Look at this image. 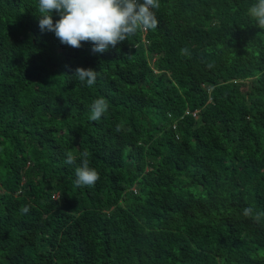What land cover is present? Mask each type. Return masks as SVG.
Listing matches in <instances>:
<instances>
[{"label": "trees", "instance_id": "1", "mask_svg": "<svg viewBox=\"0 0 264 264\" xmlns=\"http://www.w3.org/2000/svg\"><path fill=\"white\" fill-rule=\"evenodd\" d=\"M254 3L159 0L155 30L94 53L41 32L38 0H0V264H264V218L243 215L264 212Z\"/></svg>", "mask_w": 264, "mask_h": 264}, {"label": "clouds", "instance_id": "2", "mask_svg": "<svg viewBox=\"0 0 264 264\" xmlns=\"http://www.w3.org/2000/svg\"><path fill=\"white\" fill-rule=\"evenodd\" d=\"M159 6V0H38L41 13L39 28L41 32H53L67 46L80 48L83 42H90L94 53H102L126 41L138 30H155L158 20L154 10ZM54 10L59 15L55 22ZM248 11L257 27L264 30V0H256ZM181 53L187 54V50L182 49ZM74 75L80 82H86L88 87H92L96 83L98 71L91 67H77ZM107 111L108 103L105 99L94 100L90 120L99 121ZM87 157V152L81 153V164L75 169L77 187L94 186L100 178L98 171L89 167ZM75 162L76 157L67 153L64 163L72 165ZM28 211V207L22 209L24 213ZM243 215L256 222L264 218V212H256L252 206L245 207Z\"/></svg>", "mask_w": 264, "mask_h": 264}]
</instances>
